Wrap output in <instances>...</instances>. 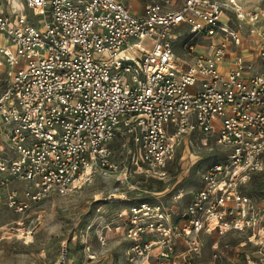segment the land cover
Wrapping results in <instances>:
<instances>
[{"label":"built area","instance_id":"built-area-1","mask_svg":"<svg viewBox=\"0 0 264 264\" xmlns=\"http://www.w3.org/2000/svg\"><path fill=\"white\" fill-rule=\"evenodd\" d=\"M136 1L21 0L12 10L0 0V212L24 213L97 174L163 182L179 144L195 138L221 158L177 218L150 202L117 214L127 259L169 264L180 244L189 264L200 235L216 231H251L262 244L264 197L240 187L264 162V10ZM233 21L248 26L254 52Z\"/></svg>","mask_w":264,"mask_h":264},{"label":"rangeland","instance_id":"rangeland-1","mask_svg":"<svg viewBox=\"0 0 264 264\" xmlns=\"http://www.w3.org/2000/svg\"><path fill=\"white\" fill-rule=\"evenodd\" d=\"M245 10H264V0H240ZM11 9L22 10L21 0H10ZM243 38L244 51L254 52L255 38L244 23L229 24ZM256 27L264 28V20ZM145 42L141 48H148ZM208 48V47H207ZM181 58V52L175 49ZM117 143V141L115 142ZM212 141H182L168 167L162 184L141 175L97 174L91 182L66 195H51L33 204L24 213L0 212V264H139L127 259L130 240L117 214L140 202L162 203L175 219L199 186L200 172L220 159ZM125 156V155H124ZM181 195H180V191ZM240 191L264 197V162ZM252 232L231 230L200 235V250L189 264H264L262 244L251 241ZM257 239V238H256ZM185 247L178 244L169 264H181Z\"/></svg>","mask_w":264,"mask_h":264},{"label":"crops","instance_id":"crops-1","mask_svg":"<svg viewBox=\"0 0 264 264\" xmlns=\"http://www.w3.org/2000/svg\"><path fill=\"white\" fill-rule=\"evenodd\" d=\"M131 1L134 4V8H136V9L140 8L139 3L136 0H131Z\"/></svg>","mask_w":264,"mask_h":264},{"label":"trees","instance_id":"trees-1","mask_svg":"<svg viewBox=\"0 0 264 264\" xmlns=\"http://www.w3.org/2000/svg\"><path fill=\"white\" fill-rule=\"evenodd\" d=\"M152 182H155V181H152ZM155 183H157V184H162V182H155Z\"/></svg>","mask_w":264,"mask_h":264}]
</instances>
